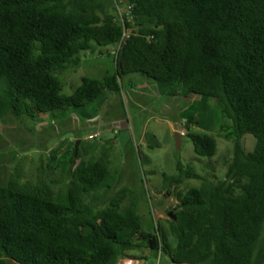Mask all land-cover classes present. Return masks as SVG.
Masks as SVG:
<instances>
[{"label":"trees","instance_id":"trees-1","mask_svg":"<svg viewBox=\"0 0 264 264\" xmlns=\"http://www.w3.org/2000/svg\"><path fill=\"white\" fill-rule=\"evenodd\" d=\"M110 45L113 72L62 94L58 76ZM132 73L158 95L216 101L232 144L223 178L177 164L171 187L200 185L178 191L165 227L147 234L106 164L68 153L47 182L20 181L16 165L0 177V264H117L142 248L176 264H264V0H0V124L92 104ZM184 135L196 156L215 155L211 135Z\"/></svg>","mask_w":264,"mask_h":264},{"label":"rangeland","instance_id":"rangeland-1","mask_svg":"<svg viewBox=\"0 0 264 264\" xmlns=\"http://www.w3.org/2000/svg\"><path fill=\"white\" fill-rule=\"evenodd\" d=\"M113 51V45L96 47L83 57L79 68L66 69L58 76L61 93L71 95L83 77L101 78L112 73ZM118 82L119 92H107L104 99L81 108L56 110L35 119L7 118L0 124V177L7 179L17 165L20 181L47 182L58 176L60 167L66 168L68 153H77L75 165L89 160L107 165L111 193L125 191L126 200L134 203L143 232L156 234L170 218L176 193L200 185L198 179L184 178L180 185L171 187L168 180L178 174L177 164L200 177L208 174L205 165L211 164L217 177L223 178L232 144L220 135V128L229 121L212 98L191 96L183 100L158 95L154 82L138 73L124 75ZM181 130L177 146L175 133ZM186 131L211 135L216 141L215 155L196 156ZM242 144L246 151H252L255 139L245 135ZM56 166L59 168L54 169ZM125 259L133 260L131 264H176L168 256L154 255L144 248L130 251L117 264Z\"/></svg>","mask_w":264,"mask_h":264},{"label":"water","instance_id":"water-1","mask_svg":"<svg viewBox=\"0 0 264 264\" xmlns=\"http://www.w3.org/2000/svg\"><path fill=\"white\" fill-rule=\"evenodd\" d=\"M175 137H176V141H177V146H179V139H180V133L179 132H176L175 133ZM171 215V212L169 213V216ZM139 240V238H138Z\"/></svg>","mask_w":264,"mask_h":264},{"label":"built area","instance_id":"built-area-1","mask_svg":"<svg viewBox=\"0 0 264 264\" xmlns=\"http://www.w3.org/2000/svg\"><path fill=\"white\" fill-rule=\"evenodd\" d=\"M131 262H133V260H131V259H125L124 262H123V264H131ZM135 262L137 263L138 261H135Z\"/></svg>","mask_w":264,"mask_h":264},{"label":"crops","instance_id":"crops-1","mask_svg":"<svg viewBox=\"0 0 264 264\" xmlns=\"http://www.w3.org/2000/svg\"><path fill=\"white\" fill-rule=\"evenodd\" d=\"M180 132V137H181V134H182V130L181 131H179Z\"/></svg>","mask_w":264,"mask_h":264}]
</instances>
